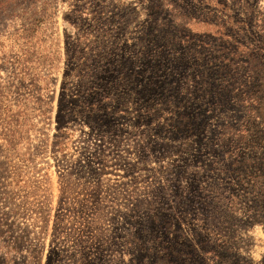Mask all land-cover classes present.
Segmentation results:
<instances>
[{
	"label": "rangeland",
	"instance_id": "rangeland-1",
	"mask_svg": "<svg viewBox=\"0 0 264 264\" xmlns=\"http://www.w3.org/2000/svg\"><path fill=\"white\" fill-rule=\"evenodd\" d=\"M0 264H264V0H0Z\"/></svg>",
	"mask_w": 264,
	"mask_h": 264
}]
</instances>
